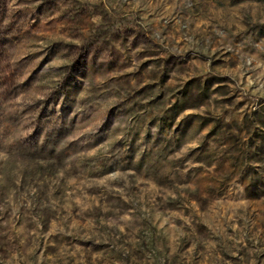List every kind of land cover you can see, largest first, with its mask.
I'll use <instances>...</instances> for the list:
<instances>
[{"label": "rangeland", "instance_id": "374dc122", "mask_svg": "<svg viewBox=\"0 0 264 264\" xmlns=\"http://www.w3.org/2000/svg\"><path fill=\"white\" fill-rule=\"evenodd\" d=\"M0 264H264V0H0Z\"/></svg>", "mask_w": 264, "mask_h": 264}, {"label": "trees", "instance_id": "16d2710c", "mask_svg": "<svg viewBox=\"0 0 264 264\" xmlns=\"http://www.w3.org/2000/svg\"><path fill=\"white\" fill-rule=\"evenodd\" d=\"M183 106L180 104H177L176 106H174L173 110L175 111V113H178L177 110L179 111Z\"/></svg>", "mask_w": 264, "mask_h": 264}]
</instances>
